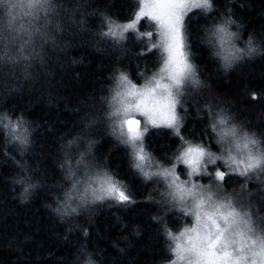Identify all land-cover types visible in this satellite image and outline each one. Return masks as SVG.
Returning <instances> with one entry per match:
<instances>
[{
	"label": "clouds",
	"instance_id": "9594fccd",
	"mask_svg": "<svg viewBox=\"0 0 264 264\" xmlns=\"http://www.w3.org/2000/svg\"><path fill=\"white\" fill-rule=\"evenodd\" d=\"M131 2L133 9L122 20L109 11L113 0L106 5L0 0V154L15 169L9 178L14 199L28 205L48 189L51 198L43 206L64 227L63 240L72 242L79 233L71 264H104V250L88 244L93 228L101 236L97 218L104 212L112 213L124 233L111 246L126 256L143 230L137 223L126 232L121 212L138 203L156 209L150 219L159 228L166 257L158 264H264V130L239 119L234 102L230 107L212 98L193 49L191 20L207 21L199 43L226 77L264 59V36L245 35L247 26L234 7L239 0H226L223 8L216 0H149L164 5L157 17L139 15L146 0ZM83 49L111 57L113 66L108 83L73 108L80 128L58 138L53 163L59 179L49 183L36 159L43 126L7 105L27 94L46 108H59L67 97L56 86L70 70L91 65ZM130 54L152 55L153 63L138 64L134 77L124 63ZM80 78L79 71L72 73L77 83ZM190 108L196 119L206 121L203 139L184 131L193 118ZM165 132L178 142L162 158L149 138ZM106 139L113 142L112 150L125 151L128 170L148 187L142 200L108 157L98 154ZM230 177L239 183L228 187ZM170 216L178 221L175 227ZM30 242L31 237L23 238L22 243ZM16 243L13 238L9 246Z\"/></svg>",
	"mask_w": 264,
	"mask_h": 264
},
{
	"label": "trees",
	"instance_id": "16d2710c",
	"mask_svg": "<svg viewBox=\"0 0 264 264\" xmlns=\"http://www.w3.org/2000/svg\"><path fill=\"white\" fill-rule=\"evenodd\" d=\"M97 3L106 5L108 0H97ZM216 3L223 8L226 0H216ZM239 3L244 4V7L241 8ZM239 3L234 7L237 17L242 18L247 26L245 35L248 31H254L257 35L264 36V0H239ZM132 9L131 0H113L109 11L125 20ZM206 22L203 18L193 17L191 31L193 49L204 70L203 74L210 81L212 98L219 102H228L230 107L231 102H234L233 111L237 113L239 119L250 121V127L264 130V59L246 63L227 77L222 75L216 71V62L210 57L208 49L199 43L201 26ZM132 47L135 50L138 46L133 44ZM82 51L87 52L91 65L70 70L63 77V85L56 86L55 91L67 97V101L60 103L59 108H46L44 101L37 103L36 96L27 94L23 98L13 99L7 105L10 108L15 105L16 111H24L33 121L43 126L41 133L37 135L36 159L40 162L49 183L59 179V172L53 163L58 157V138L64 134L70 136L80 128L77 122L78 114L73 108L81 100H87L89 95L95 96L97 91L108 83L107 74L113 66L114 61L111 57L102 58L88 52L87 49ZM74 54L80 55V51ZM124 63L132 68L135 77L137 65H152L153 56L140 59L130 54ZM98 64L102 66L97 68ZM75 71L81 73L79 83L72 79V73ZM253 93L256 94L255 99L252 97ZM190 110L193 118L189 120L184 131L193 137L203 139L206 121L196 119L195 110L193 108ZM177 142L166 132L162 135L153 133L149 138L150 146L162 158ZM112 143L111 140H104L97 149L98 154L101 158L108 157L110 166L118 170L120 176L132 185L136 198L142 200L148 194V187L141 184L128 170L125 151L120 148L112 150ZM14 171L11 162L0 154V264H71L74 245L80 240L79 233L71 238L72 242L63 240L64 227L43 206L45 201L51 198L48 189L38 193L31 204L20 205L14 199L9 183ZM226 183L228 187H232L239 183V180L230 177ZM155 212V207L147 203H138L127 213L121 212L129 225L126 232H130L131 226L137 223L143 230L142 238L133 239L134 247L126 256H121L111 246L112 240L119 242V237L124 234L120 232V226L115 224L111 212H104L97 218L101 236H97L96 229L93 228L88 241L89 247L95 245L104 250V264H158V261L166 257L159 228L150 219ZM169 220L174 227L178 224L171 216ZM25 236L31 237L30 243H22ZM13 238L17 243L10 247ZM17 245L22 247V251L16 250Z\"/></svg>",
	"mask_w": 264,
	"mask_h": 264
},
{
	"label": "snow or ice",
	"instance_id": "6c2138e0",
	"mask_svg": "<svg viewBox=\"0 0 264 264\" xmlns=\"http://www.w3.org/2000/svg\"><path fill=\"white\" fill-rule=\"evenodd\" d=\"M164 5L162 4H150L149 0H146V6L141 9V12L139 15H144L145 13L152 15L154 17H157L162 11H163ZM177 49H179L182 46L181 38L177 32V35L175 37ZM121 199H125L126 197L124 196L123 193H120Z\"/></svg>",
	"mask_w": 264,
	"mask_h": 264
}]
</instances>
